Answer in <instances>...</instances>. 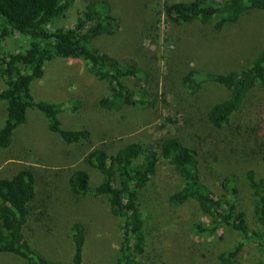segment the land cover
<instances>
[{
    "label": "trees",
    "instance_id": "16d2710c",
    "mask_svg": "<svg viewBox=\"0 0 264 264\" xmlns=\"http://www.w3.org/2000/svg\"><path fill=\"white\" fill-rule=\"evenodd\" d=\"M160 13L177 26L197 22L210 24L218 32L243 16L264 13V0L164 3ZM67 14L73 15L72 22L60 25ZM118 29L119 21L106 0H0V102L6 106L0 149L11 148L13 133L25 124L29 112L41 115L47 132L61 143L89 144L88 130L61 127L59 114L74 113L78 109L76 102L48 103L38 101L31 93V84L43 78L47 64L59 59L80 60L90 75L106 85L108 95L98 101L97 108L118 115L123 134L116 143L110 134L111 140L87 147L84 163L97 172L100 180L96 186L89 185L86 170L80 168L71 171L66 184L69 193L78 198L104 199L109 214L117 219L113 264H140L146 253L145 224L138 199L160 159L172 167L180 181V187L167 197L169 206L180 208L194 201L207 219V223L197 221L190 225L194 235L213 237L220 229H226L239 237L229 250L216 256L218 263L242 264V251L250 246L256 255L250 264H264V178L256 179L253 171L246 170L242 182L229 173L223 157L226 158L225 150L233 156V150L219 148L206 131L215 133L230 126L235 115L245 110L258 134L264 136V44L244 68L226 73L192 68L181 75V85L188 95L207 83L221 85L228 91L226 99L206 110V130L202 128L195 142L167 131L153 143H146L132 134L142 128L143 120L127 117L130 113L149 112L162 119V110L169 106L164 76L160 66L152 62L154 58L145 57V66H140L132 59L119 60L101 48V40L115 36ZM9 39H15L18 47L4 51ZM163 121L165 126L174 124L169 118ZM208 169L213 171L208 175L209 181L204 180L203 173ZM241 187L250 196L249 217L238 206ZM55 220L50 206L44 208L40 204L32 170L21 168L10 178L0 179V259H15L16 264H85L90 238L87 228L79 222L71 223L65 234L66 260L51 258L38 248L36 230L50 229L48 226Z\"/></svg>",
    "mask_w": 264,
    "mask_h": 264
},
{
    "label": "rangeland",
    "instance_id": "374dc122",
    "mask_svg": "<svg viewBox=\"0 0 264 264\" xmlns=\"http://www.w3.org/2000/svg\"><path fill=\"white\" fill-rule=\"evenodd\" d=\"M106 1L119 21V29L115 36L101 40V48L119 60L132 59L140 66H145V57L154 58L152 62L160 66L164 76L169 106L162 110V119L154 118L149 112L130 113L128 120H143L142 128L132 134L142 137L146 143H153L170 131L195 142L202 128L206 130V110L213 103L226 99L228 91L221 85L207 83L195 94L188 95L181 85V75L192 68L211 73L244 68L264 44V13L248 14L236 24L216 32L210 24H171L160 13L164 3L192 0ZM72 20L73 15L67 14L60 25H69ZM17 47L16 40L9 39L3 50ZM127 84L133 85L131 81ZM31 93L38 101L76 102L78 109L74 113L59 114L61 127L88 130L89 144L61 143L58 137L47 132L41 115L29 112L25 124L13 133L11 148L0 149V179L10 178L21 168L33 171L40 204L44 208L50 206L57 219L50 223V229L36 230L37 246L41 251L51 258L66 260L65 234L71 223L79 222L87 228L90 238L85 264H113L118 241L117 219L109 214L104 199L78 198L69 193L66 184L71 171L80 168L86 170L89 185L96 186L100 180L97 172L84 163L87 147L109 141L110 134L114 135L112 142L116 143L123 134L119 116L97 108L98 101L108 95L107 87L88 73L82 61L59 59L44 67L43 78L31 84ZM5 109L4 102H0V128L6 117ZM166 118L174 124L165 126L163 120ZM206 131L209 140L218 143L219 148L233 150V156L225 150L226 158L223 157L229 173L242 182L246 170L253 171L256 179L264 178V136L258 134L248 111L236 114L230 126L224 129L215 133ZM211 172V169L203 170L204 180L209 179ZM179 187L180 181L172 167L160 159L154 176L138 199L146 235V253L140 264H219L216 256L229 250L239 237L226 229H220L213 237L194 235L190 225L197 221L207 223V219L197 210L194 201L180 208L169 206L167 197ZM46 188L49 191H45ZM240 191L238 206L249 217V193L244 187ZM246 248L240 257L242 264L256 259L250 246ZM16 263L15 259H0V264Z\"/></svg>",
    "mask_w": 264,
    "mask_h": 264
}]
</instances>
